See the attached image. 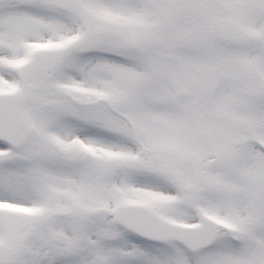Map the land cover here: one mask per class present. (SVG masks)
I'll return each instance as SVG.
<instances>
[{"label":"snow or ice","instance_id":"obj_1","mask_svg":"<svg viewBox=\"0 0 264 264\" xmlns=\"http://www.w3.org/2000/svg\"><path fill=\"white\" fill-rule=\"evenodd\" d=\"M0 264H264V0H0Z\"/></svg>","mask_w":264,"mask_h":264}]
</instances>
